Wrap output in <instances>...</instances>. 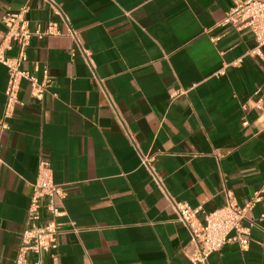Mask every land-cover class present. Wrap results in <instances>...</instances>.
Here are the masks:
<instances>
[{
    "label": "crops",
    "instance_id": "1",
    "mask_svg": "<svg viewBox=\"0 0 264 264\" xmlns=\"http://www.w3.org/2000/svg\"><path fill=\"white\" fill-rule=\"evenodd\" d=\"M53 1L87 60L46 2L0 0V18L26 5L30 30L55 31L32 35L21 63L36 78L46 70L47 92L35 101L20 81L0 129V264H14L39 161L64 185L41 264H191L189 233L144 154L176 202L209 211L229 192L252 203L247 246L206 264H264V44L249 55L251 34L221 24L233 0ZM4 32L0 21V47ZM6 81L0 64V119Z\"/></svg>",
    "mask_w": 264,
    "mask_h": 264
},
{
    "label": "built area",
    "instance_id": "2",
    "mask_svg": "<svg viewBox=\"0 0 264 264\" xmlns=\"http://www.w3.org/2000/svg\"><path fill=\"white\" fill-rule=\"evenodd\" d=\"M43 1L64 22L67 35L73 41L75 50L81 58L87 60L77 32L69 26L56 3L53 0ZM26 10L27 6L23 5L17 12L5 13L0 18L5 27L3 35L5 43L0 47V64L7 70L0 129L6 127L4 119L11 114L14 105L20 103L17 96L20 81L23 80L28 84L30 96L35 101H40L47 92L46 70L43 69L40 78H36L21 68V63L25 59V48L29 38L32 35L40 38L45 34L55 33L54 24L48 21L43 28L30 30L28 21L23 16ZM221 24L237 31L247 30L255 43L247 54H258L259 47L264 44V0H233L226 8ZM12 46L15 47L16 52L9 56L5 50H9ZM255 108L259 106L255 105ZM151 159L152 156L148 154L141 155L140 163L174 210L176 220L188 231L191 251L187 259L191 264H206L208 256L226 244H235L241 249L247 246L248 232L241 221L247 219L251 202L238 204L229 192L224 193L220 205L209 211H199L198 207L190 208L185 203L176 202L163 188L153 169ZM1 164L0 159V166ZM63 195L64 185L53 182L49 167L43 161H39L34 180L30 183L23 228L19 232V245L13 259L14 264H41L42 256L55 250L59 231L56 218L61 214L58 203Z\"/></svg>",
    "mask_w": 264,
    "mask_h": 264
}]
</instances>
